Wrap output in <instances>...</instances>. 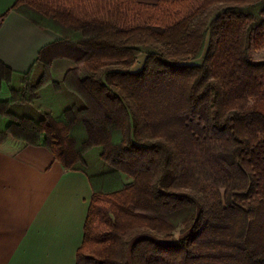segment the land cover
Listing matches in <instances>:
<instances>
[{"label":"trees","instance_id":"16d2710c","mask_svg":"<svg viewBox=\"0 0 264 264\" xmlns=\"http://www.w3.org/2000/svg\"><path fill=\"white\" fill-rule=\"evenodd\" d=\"M12 10L61 38L26 73L0 60V150L88 175L77 264H264V0ZM56 58L74 63L59 81Z\"/></svg>","mask_w":264,"mask_h":264},{"label":"crops","instance_id":"0c3cea01","mask_svg":"<svg viewBox=\"0 0 264 264\" xmlns=\"http://www.w3.org/2000/svg\"><path fill=\"white\" fill-rule=\"evenodd\" d=\"M16 1L0 0V60L26 73L61 37L12 10ZM73 66L56 58L50 76L62 80ZM93 193L88 175L66 169L47 147L0 150V264H77Z\"/></svg>","mask_w":264,"mask_h":264},{"label":"rangeland","instance_id":"374dc122","mask_svg":"<svg viewBox=\"0 0 264 264\" xmlns=\"http://www.w3.org/2000/svg\"><path fill=\"white\" fill-rule=\"evenodd\" d=\"M141 2H144V3H155L157 2V0H139ZM149 48L147 47H144V52L143 54L140 55L139 57V60L137 62V64L135 65V69H138L141 67V65L143 64V61H144V58H145V52L148 50ZM251 57L253 58L254 61H264V48H254L252 51H251ZM201 59H197V60H194V62H200ZM86 72L83 70L82 71V74H85ZM56 78H58L57 76L58 75H54ZM51 77V76H50ZM49 78V77H48ZM50 79V78H49ZM52 79V78H51ZM123 183L125 182H130L132 179L128 176V175H123ZM121 185V184H120ZM186 234V231L184 229V226H180L174 233H173V237L172 240H175L179 237H182Z\"/></svg>","mask_w":264,"mask_h":264}]
</instances>
